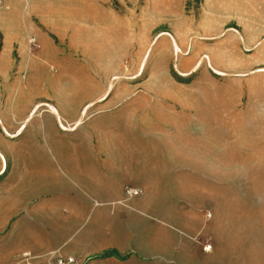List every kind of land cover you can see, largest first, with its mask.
<instances>
[{"label": "rangeland", "instance_id": "rangeland-1", "mask_svg": "<svg viewBox=\"0 0 264 264\" xmlns=\"http://www.w3.org/2000/svg\"><path fill=\"white\" fill-rule=\"evenodd\" d=\"M0 1V115L14 134L30 115L22 108L40 101L44 108L64 104L67 127L78 112L83 128L100 132L155 123L159 156L142 153L147 163L159 158L163 171L177 137L167 122L177 111H207L220 102L239 110L263 93L264 0ZM76 77L86 84H60ZM36 113L32 128L41 108ZM224 113L233 126L234 116ZM196 131L180 136L199 163L188 169L176 200L177 219L186 225L179 232L182 264H264V134L235 135L241 165L222 167L217 135L209 136L212 147ZM0 135L10 146L25 138ZM112 137L119 142V135ZM50 169L53 189L66 187ZM138 181L125 184L127 194L158 189L157 178ZM168 202L161 199V207ZM17 257L27 264L30 255Z\"/></svg>", "mask_w": 264, "mask_h": 264}, {"label": "crops", "instance_id": "crops-1", "mask_svg": "<svg viewBox=\"0 0 264 264\" xmlns=\"http://www.w3.org/2000/svg\"><path fill=\"white\" fill-rule=\"evenodd\" d=\"M44 66H40L43 72ZM60 82L81 87L87 81L76 77L61 78ZM261 91L256 100L239 110L220 102L216 109L207 111L185 115L177 111L167 122L177 137L167 149V169L163 171L159 158L154 156L155 160L147 163L142 153L147 150L159 156L155 123L146 126L138 122L127 132L123 127L117 132L112 128L100 132L96 126L83 128L82 113L78 112L67 127L63 123L67 119L64 104L45 103L49 108H44L40 101L22 108L30 115L14 134L0 115L3 136L25 137L16 146L0 140V264H26L17 257L23 252L30 255L27 264H51L53 252L77 256L89 264H182L179 247L183 250V238L179 232L186 230V225L177 219L176 200L182 195L179 188L188 169L199 163L193 162V150L180 136L188 128L195 129L204 135L205 145L213 147L209 136L216 134L220 166L239 167L235 135L264 134V86ZM223 105L224 110H220ZM39 108L40 123L32 128L28 124ZM226 111L235 118L233 126L226 122ZM114 134L120 136L119 142ZM125 134L132 136L127 139ZM248 151L250 155L254 152ZM228 159L232 163H227ZM13 168L14 173L10 171ZM50 168L62 176L66 187L53 189ZM148 176L157 178L156 191L143 196L127 194L128 183L134 178L139 183L138 179ZM161 199L169 201L167 208L161 207Z\"/></svg>", "mask_w": 264, "mask_h": 264}, {"label": "built area", "instance_id": "built-area-1", "mask_svg": "<svg viewBox=\"0 0 264 264\" xmlns=\"http://www.w3.org/2000/svg\"><path fill=\"white\" fill-rule=\"evenodd\" d=\"M129 193L138 194V191L129 190ZM205 250H210L211 245H206ZM51 264H89L88 261H84L81 258L73 255H59L57 252H53L50 255Z\"/></svg>", "mask_w": 264, "mask_h": 264}, {"label": "bare ground", "instance_id": "bare-ground-1", "mask_svg": "<svg viewBox=\"0 0 264 264\" xmlns=\"http://www.w3.org/2000/svg\"><path fill=\"white\" fill-rule=\"evenodd\" d=\"M2 2L0 1V4H1Z\"/></svg>", "mask_w": 264, "mask_h": 264}]
</instances>
